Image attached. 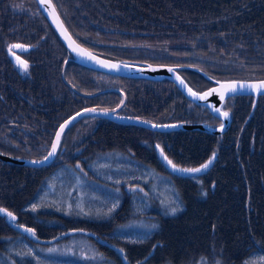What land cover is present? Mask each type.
<instances>
[{
  "label": "trees",
  "instance_id": "1",
  "mask_svg": "<svg viewBox=\"0 0 264 264\" xmlns=\"http://www.w3.org/2000/svg\"><path fill=\"white\" fill-rule=\"evenodd\" d=\"M53 2L72 34L103 55L188 64L217 79L264 78V0ZM15 42L29 46L19 51L30 62L27 71L11 59L9 47ZM182 73L196 88L213 82L197 69L183 68ZM101 105L156 122L218 120L168 77L116 75L82 64L37 0H0L3 135L28 134L25 139L45 153L62 120L83 107ZM226 106L233 121L223 133L158 130L86 116L69 127V150L59 152L51 164L16 170L0 159V204L15 211L20 221L40 236L71 227L97 234L75 233L40 243L0 216V264H42L31 252L33 245L53 246L72 235L88 238L97 257L79 259L58 249L48 260L126 264L113 243L124 248L133 264H264V94H236ZM158 147L186 168H198L215 157L207 169L183 173L167 165ZM109 168L112 181L103 173ZM62 174L69 185L97 182L100 189L95 192L76 187L91 203L103 199L101 191L110 182V188L120 187L122 194L108 210L98 213L90 207L94 215L86 213L88 217L40 204L47 182L55 176L59 185ZM161 185L167 195L174 194L171 201L163 203ZM177 205L179 210L171 214L170 207Z\"/></svg>",
  "mask_w": 264,
  "mask_h": 264
},
{
  "label": "water",
  "instance_id": "2",
  "mask_svg": "<svg viewBox=\"0 0 264 264\" xmlns=\"http://www.w3.org/2000/svg\"><path fill=\"white\" fill-rule=\"evenodd\" d=\"M37 1L42 11L49 18L52 25L57 30L61 38L63 39L66 46L71 50L72 53L75 54V56L79 59L81 63L91 68L100 70V71L109 72V73L118 74V75L137 76V77L145 76V77H150L154 79L168 77L180 88V90L187 97H189L190 99H192L193 101L197 103L207 106L213 115H215L216 117H218L220 120L223 121V124L220 126H213L206 122H184V121L160 123V122L150 121V120H147L141 117L121 115L110 109H106L108 110L107 112H102L100 111L101 108L88 107V108L80 109L79 111L73 113L72 115H70L68 118H66L60 123L55 133L54 139L52 141L51 148L45 156V157H48L47 159H45V157L41 159L16 157V156L0 151L1 159H4L9 162H17V163L37 165V166L44 165V164L51 162L56 154V151L61 141L62 134L65 131V129L70 124L75 122L77 119L87 114H96V115H101L104 117H110V118H113L119 121L135 123V124L143 125V126L158 129V130L199 128V129L209 131L212 133H221L228 129L232 121L230 112L222 109V104L227 97L231 95H236V94H253L257 96L259 94L264 93V88L260 87L261 83L264 82V78H260V79H246V78L217 79V78H212L210 75L205 73L200 68L187 65L188 67L199 70L205 76L211 78L214 82V84L211 85L210 87L203 89V90H198L194 88L187 81V79L183 76V74L180 72V68L186 67V65L181 66V65H176V64H153V63H145V62H142V63L128 62V61L119 60V59L107 57L102 54L96 53L95 51L89 49L84 44L79 42L70 33V31L65 25L62 17L60 16L52 0H37ZM16 45L25 47V45H21V44H16ZM113 65H115V67H113ZM181 81H183V83ZM241 84L245 86L242 90L239 89V85ZM232 85H235L238 90L235 92L225 91V88L232 86ZM213 89H215L216 91H211ZM209 92H211L210 95H207L203 99L201 98L202 96H205V94ZM192 93H196V95L194 96L192 95ZM221 96H223V99H221ZM91 109H96V111H90ZM225 112L228 113L227 116L224 115ZM54 145H55V149L53 148ZM158 151L161 157L164 159V161L172 168V166L168 163L169 159L168 158L165 159L166 156L163 153L162 149L158 148ZM49 153H53V154L49 156ZM35 161H40V163H34ZM175 171H178V170H175ZM183 173H186V172H183ZM0 210H6V211H0V215L5 216L6 219L16 229L28 234L30 237H32L33 239L39 242H43V243L51 242V241H54L60 238L62 235H66L68 233L77 232V231H82V232L89 233L92 235L96 234L95 232L90 231L88 229H84V228H70V229H66L64 231L59 232L55 236L43 237V236L38 235L35 232V229L33 226L25 224V223H21V222H16V220L18 219V215L12 210H10L9 208L3 205H0ZM7 213H12V216H8ZM29 229L31 231H28ZM115 247L122 254V258L124 259L126 264H131L126 259V256L124 255V250L121 247H118V246H115Z\"/></svg>",
  "mask_w": 264,
  "mask_h": 264
},
{
  "label": "rangeland",
  "instance_id": "3",
  "mask_svg": "<svg viewBox=\"0 0 264 264\" xmlns=\"http://www.w3.org/2000/svg\"><path fill=\"white\" fill-rule=\"evenodd\" d=\"M19 61H23V62H26V64H28L27 60L23 57H20ZM18 64L22 69H25L19 62ZM224 110L227 111L226 108ZM243 124H246V121ZM17 136H18V140L15 138H13V140L24 149L25 145L27 144V140L24 141L23 139H21V136L23 135H17ZM72 137L73 135L72 136L67 135L66 138L70 139ZM7 142L9 141L7 140ZM23 154L28 155V153L26 152H24ZM10 163L11 164L7 166V168L9 169L21 170V169H24V167H26V165L23 163H17V162H10ZM106 171L108 172L106 173L103 172L104 176L111 179L113 168L106 169ZM58 173L59 172H55L54 175L57 176ZM12 175L16 176L19 174L12 172ZM13 176H10V177L12 178ZM55 176L54 177L52 176L50 178V180L45 185L44 189L40 192L39 203L40 204L43 203L51 207L54 206V208H56L58 211L60 212L62 211L63 213H68L69 215H74L75 217H83V216L88 217L86 213L90 214L88 212L90 207L92 208L94 212L97 211L98 213L101 210H108L110 208V205H112L118 199V195L122 194V189L120 187H113L111 189L110 187L112 185L110 182L108 187L106 186L105 190L101 191L103 194V199L102 200H92V203H91L90 197H86L85 195L81 194L79 191L76 190V187L80 191L83 189L85 193H89L90 191L95 192L100 189L97 186L98 185L97 182L87 179L84 182L83 186L80 183H75V184L72 183L71 185H69L67 183L66 178L62 174L57 178V181L60 185L59 186L56 183ZM112 180L113 179H111V181ZM8 183H6V185ZM17 183L21 185L20 182H17ZM158 189L160 190L161 193L163 192L164 195L166 194V189L163 185L158 186ZM173 195L174 194H172V196L170 194L169 195L166 194V198L163 200V203L171 201V199L173 198ZM106 202H107V207L101 208L102 205ZM90 215H94V214H90ZM126 232H127L126 234H128V230H126ZM129 235H132V234L129 233ZM88 240L89 239L85 238L84 236L78 235L77 237H75L74 235H72L68 239L64 240L63 242L57 243L53 246L33 245L31 248V252L34 255L35 260H38L41 263L43 262L42 264H55L54 259L48 260V256L53 251H57L58 249L65 250V254L71 253V256L73 253H75L79 259H82L81 257L84 255L87 256L86 258H88L89 256L97 257L98 254L95 253V250L91 245L92 243L90 244ZM42 258H45V260H43ZM12 264H17V263H12ZM58 264H63V263H58ZM83 264H86V263H83Z\"/></svg>",
  "mask_w": 264,
  "mask_h": 264
},
{
  "label": "flooded vegetation",
  "instance_id": "4",
  "mask_svg": "<svg viewBox=\"0 0 264 264\" xmlns=\"http://www.w3.org/2000/svg\"><path fill=\"white\" fill-rule=\"evenodd\" d=\"M16 44H21V45H24V43H21V42H15L13 43L11 46H14ZM10 48V47H9ZM24 49H28L26 47H12V50L11 52L9 51L10 55H11V59L12 61L17 65V67H19L21 70L23 71H27L28 70V67L27 69H22L19 64H18V59L17 58H20V57H23L25 58L23 55L20 54L19 51L21 50H24ZM26 59V58H25ZM27 60V65L29 66V60ZM99 107H105V105H101ZM5 133V128H0V148L2 150H13V151H18L19 153H28V154H33L35 153L36 155H42L44 154L43 151L37 146V144H33V145H30L28 144V141H27V144L25 145V148L23 149L18 143H16L14 140H13V137L11 135H14L12 132H10L8 135H3ZM23 136H21V139H23L24 141H26V135L28 134H22ZM37 135V134H35ZM62 135H71V133H68L67 131L62 134ZM15 139L18 140V136L15 137ZM7 140L9 142H7ZM62 150V149H61Z\"/></svg>",
  "mask_w": 264,
  "mask_h": 264
},
{
  "label": "snow or ice",
  "instance_id": "5",
  "mask_svg": "<svg viewBox=\"0 0 264 264\" xmlns=\"http://www.w3.org/2000/svg\"><path fill=\"white\" fill-rule=\"evenodd\" d=\"M12 47H23V46H20V45H14V46H10L9 48V51L11 52L12 50ZM18 59V62L25 68V70L27 69L28 65L26 64V62H23V61H19V58ZM113 67H115V65H113ZM171 70V69H170ZM183 83V81H181ZM245 86L243 84L239 85V89H243ZM261 88H264V82L261 83L260 85ZM237 87L235 85H232V86H229L227 88H225V91H237ZM191 91V90H189ZM211 91H216L215 89L211 90ZM211 92L209 93H206L205 96H202L201 98H205L207 95H210ZM192 95H196V93H192ZM221 99H223V96H221ZM90 111H96V109H91ZM100 111L102 112H107L108 110L106 109H101ZM114 111V110H113ZM219 111V109H218ZM225 116L228 115V113H224ZM59 135V134H58ZM53 148L55 149V145L53 146ZM53 153H49V156H51ZM215 157V154H213V157L210 158L206 163L200 165V167L198 168H180L178 165L174 164L171 160H168V163L172 166V168L174 170H178V171H181V172H189V173H198L202 170H205L208 168V166L212 163V159H214ZM48 157H45V159H47ZM165 159H167V157H165ZM34 163H40V161H35ZM179 210V205L175 206V207H170L169 211L171 214H175L177 211ZM0 211H6V210H0ZM8 216H12V213H7ZM14 218V217H13ZM152 227H156L155 225H153ZM28 231H31L30 229Z\"/></svg>",
  "mask_w": 264,
  "mask_h": 264
}]
</instances>
